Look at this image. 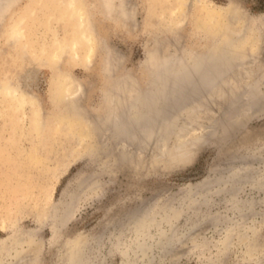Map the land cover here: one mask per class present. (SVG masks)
I'll list each match as a JSON object with an SVG mask.
<instances>
[{
	"label": "rangeland",
	"instance_id": "obj_1",
	"mask_svg": "<svg viewBox=\"0 0 264 264\" xmlns=\"http://www.w3.org/2000/svg\"><path fill=\"white\" fill-rule=\"evenodd\" d=\"M38 1L23 0L20 4L34 7ZM60 1L58 0L57 4V0H41L43 7L36 10L37 14L34 13L30 21L31 35L35 33L33 37L31 36L30 53L25 59L24 66L19 68L22 85L29 91L34 101H37L34 102V106L40 111L35 117L31 113V118L40 119L41 124H33L31 122L33 120L28 116L26 125L21 124L16 128L10 126L7 116H0V264H67L70 244L78 235L86 238L89 247L86 253L89 259L102 264H122L127 258L126 252L122 250L120 240L112 234L114 230H119V220L121 218L124 220L131 213L150 207L154 203L157 207L170 200L173 205L181 206V189L187 183L202 182L213 173L215 166L227 167L231 161L238 163L232 157L238 152H247L245 145L249 144L251 149L259 148L264 143V110L248 117L236 115L239 111L246 110L250 98L246 91L238 92L235 103L230 106L232 108L230 110L236 111L235 114L231 113L232 111L229 113L228 110L227 115H224L228 121L230 120L229 123L236 127V138L229 143L230 145L227 144L228 148L224 146L220 151V136H217L215 141L214 137L200 142L202 144L193 147L189 153L182 155L184 158L173 161L175 163L172 167L166 169L159 164L154 171L148 168L147 172L146 169L139 168L141 162L137 167L135 162L131 165L130 162L128 165L122 161L118 163L122 148L129 149L131 155L133 154L130 155L132 162L136 160L135 157L145 162L149 159V153L141 150L139 138L127 140V143L125 138L111 137L112 124L103 125L102 120L100 121L107 115L106 110H109L108 89L114 81L112 76L104 72L107 54L112 58H116L115 54L118 52L123 55L121 66L115 68V77L127 71L136 78L140 87L150 89L152 74L150 66L144 62L146 51L154 50L159 45L157 49L160 52L157 53H171L177 44L179 51H182L184 46L185 49L192 47L199 51L208 49L211 46L210 41L198 28L202 18L200 10L208 6V3L227 7L230 2H234L247 14L257 18L264 15V0H189L190 2L131 0L134 19L132 20L131 16L127 20L119 21L103 14L100 0H80L85 6L86 14H91L89 17L97 34L95 51H92L94 55L91 53L88 58L84 49L76 53L67 47L68 50H64L65 54L61 51L60 56L53 55L52 60L51 55L44 56L38 49L51 50L53 46L50 45H53L56 35L65 39L68 37L67 30L70 27L68 29L64 27ZM177 23L179 26H174ZM247 34L246 38L250 41L252 38L261 39L260 60L263 61L260 63L264 64V27L260 21L254 19L251 31ZM2 41L4 42V38ZM243 50H245L243 54L254 53L250 44L243 45ZM5 60L2 59L0 62V70L4 69L2 63ZM236 62L233 64L236 72H239V69L259 70L256 67L258 64L254 62L249 64L251 60L248 63L241 62L246 67L239 62L236 65ZM247 64L250 67H247ZM62 71L73 72L72 76L76 79L73 86L77 85L81 94L77 97L78 100L77 95L70 99L72 93L77 92L73 91L74 87L71 89L73 92H70V86L67 94L61 92V96L64 95L62 97L54 92V76ZM240 74L237 73L235 76L238 77ZM252 75L260 80L258 72ZM70 100L76 103H69ZM204 101L206 103L205 99ZM78 106L81 110L77 111ZM199 112L203 113L204 117L212 116V111L204 108ZM72 115H76L75 118ZM62 116L64 118H61ZM198 125L183 132V139H180L179 145H185L187 133L208 131L203 122ZM198 129L200 131H197ZM14 135L19 136L15 138ZM111 155L119 158L118 161ZM251 163L255 168L263 166L258 159L252 160ZM217 189L220 190V187H214L211 192H207L209 198L197 200L198 204L195 202L193 206L191 205L194 208H180L181 214L177 217L176 225L178 230L188 233L184 245L174 250V254L177 255L174 263H167V258L166 260L161 258L160 249L155 247L154 254L152 253L155 258L151 264H261L258 260L264 263V188H257L250 183L238 188L239 192L236 190L235 193L236 199H233L240 200L239 203L242 205L239 207L232 206L229 191L220 192ZM250 202L252 207L248 205ZM193 223H197L194 228L191 227ZM163 227L167 229L168 224L164 223ZM26 232H32V235ZM150 233L155 237L156 227H152ZM12 234L20 240L18 244L16 240L14 242L9 238ZM37 239L38 243L34 246L33 242H37ZM131 240L133 234L128 231L122 236L121 241L126 245ZM251 241L262 246L261 249L256 248L258 254L253 258L247 257L249 255L247 247ZM28 245L34 250H29ZM23 248L26 249L25 253ZM19 251L23 252L24 256L20 253L18 257ZM138 264L144 263L139 259Z\"/></svg>",
	"mask_w": 264,
	"mask_h": 264
},
{
	"label": "bare ground",
	"instance_id": "obj_2",
	"mask_svg": "<svg viewBox=\"0 0 264 264\" xmlns=\"http://www.w3.org/2000/svg\"><path fill=\"white\" fill-rule=\"evenodd\" d=\"M22 1L23 0H0V57L3 55L0 58V62L2 61V59L5 60L7 58V60L4 61L5 63H2V66L5 70H0V116H7L10 126L13 125L16 128L20 127L21 124L22 126H25L26 117L30 116V119H32L31 113L33 114L32 116L35 117V115L40 112L38 111L37 107L34 106V102L37 101H34L35 99L31 97L32 95H30L29 91L26 90L22 85L19 75V68L21 66H24L25 59L30 53V47L32 43L31 36L35 34L34 33L31 35L30 21L34 13L35 15L37 14L36 10L38 8H41L42 2L41 0H39L36 6L27 7L24 4H20ZM100 1L102 3L104 11V13H102L105 14L108 18H116V20L119 21L127 20L132 16L133 4L131 0ZM60 2L62 7L60 8V10L62 11L61 18L65 21L64 27L66 29L70 27V29L67 30L68 37L67 39H65L61 38L60 35L59 37L56 35V39L53 42V45H50L53 46L51 50L42 48L41 50L38 49V51H41L44 56L51 55V58H53V55L60 56L59 52L61 51H63L65 54L64 50H68L66 49L67 47L71 48V50H74V52L76 53H79L81 49H84L86 51V55L89 58V55H91V53L92 55H94L92 51H95L94 43L97 41L95 27L92 23L91 18L89 17V15L91 14H86V10H84L85 6H83L80 0H61ZM188 2L190 1L188 0ZM57 4H59L58 0ZM199 13L200 17L202 18L199 22L198 28L201 34L208 38L211 46L208 49L201 51L192 47L185 49L184 46V49L182 51H179L177 48V44L176 46L174 45L173 51L171 53L168 52L160 54L157 53L159 51L157 49V47H159V42L157 41L158 43L156 44L158 46L155 47L154 50L146 51L144 59V62L148 64L151 69L152 87H150V89H144L143 87H140L138 82L136 81V78L132 77V75L127 71L122 75H120L121 73L119 75L116 74V76H118L115 77V68L118 65L119 67L121 66L120 64L122 62L123 55L118 52L115 54L117 57L112 58V56L107 54L104 72L108 76H112L114 81L111 86L107 85L110 86V88L108 89L109 110H106L107 115H104L100 119V121L102 120L101 122L103 125L104 123H107L108 125L110 123L112 124L113 132H111V137H122L125 138L126 141L139 138V146L141 150H143V152L145 153H149V156L147 155L149 159H143L146 160L145 162L140 161L141 159L139 160L137 159V157H135L136 160L132 162L131 156H133V154L131 155L129 149L126 148L125 150L122 148L119 155L120 159L114 156L116 154L113 155L117 158V161L119 159L118 163L122 161L124 162V164L126 162V165H128L130 162L131 165L135 162L137 164L136 167L140 165L141 167L139 166V168H143L142 170L146 169L147 172L148 168L154 171L156 166L159 164L162 168L166 169L170 166L172 167V165L175 163L173 161L183 157L187 152L189 153V151L193 149V147L202 144L200 142H203L208 138L213 139L214 137L215 141L217 136H220V151L223 150L224 146L228 148L227 144L232 143L234 138H236V127L234 128L235 125H231V122L229 123L230 120L228 121V119H226L224 115H227L228 110H230L231 108L230 106L235 103L234 100L238 95V92L242 93V91H246L245 93L248 94L250 98L247 101V106L245 105L246 110H244L243 112L239 111V113H237L236 115L239 114V117L241 115L242 117H248L264 110V64L260 63L261 61H263L260 60V45H262L261 39L252 38V40L250 41L246 38L248 36L247 33L251 31V25L253 24L254 19L260 21L261 26L264 27V15L254 18L253 16L247 14V12L239 4H235L234 2H230L227 7H218L214 4L209 5L208 3V6H205L202 10H200ZM133 16L131 17L132 20L134 19ZM35 17H37V19L39 18L38 16ZM179 24L181 25L182 22ZM238 24H240L239 27ZM174 26L179 25L177 23V25L175 24ZM3 38L4 42L2 41ZM174 40H176V38ZM245 44H250L254 49V53L250 55L245 53L243 54V52L246 50H243V45ZM106 51L104 50V52ZM108 56L110 57L108 58ZM52 60H54V58ZM57 60L59 61V59ZM243 61H247V63L250 62L249 64H253V62L255 64H258V66L256 65V67H258L259 70L257 71L251 68L249 70L245 69V71H241V69H239L240 71L236 72L233 64L236 62L237 65V63L239 62V64L242 65L241 62ZM6 63L8 65H6ZM249 64H247V67L249 66ZM243 65L245 66V64ZM257 72L260 74L258 77L260 78V80L257 79L256 76L254 77L252 75H256ZM72 73L62 71L54 76L55 79L53 90L56 95L60 94L61 92H63V94H67V92L74 87L73 85L76 79L72 76ZM237 73H241L242 75L240 74L237 77L235 76V74ZM68 87L70 90H68ZM75 87H77V85ZM74 88L73 91L77 90V92H73L71 90L70 92L73 93L70 96V99H74V96L77 95L76 100H78L79 98L77 99V97L81 94H79L80 91L78 87V89ZM60 96L59 98L64 95H62L61 97ZM106 97L105 99H107ZM204 99L206 100V103ZM72 101L70 100L69 103H76L75 101ZM79 107L80 106H78L77 111L78 109H80ZM203 108L205 110L207 109L209 112L212 111V116H206L207 118L204 117L202 115L203 113L201 114L199 112L200 110L202 111ZM231 111L232 110H230L229 113ZM235 112L236 111L233 110L231 113L235 114ZM71 113L73 114L72 111ZM71 113L68 115L70 116ZM74 116L72 115L73 118H75ZM77 116L79 117V115ZM61 118L64 117L62 116ZM32 120L33 121L31 122H33V124H41L39 122L40 119L35 118ZM201 122H203V124H206L205 126L207 127L208 131L206 130L207 132L203 133V129L201 131L203 134L200 132L192 133L190 131L191 133H187L188 135L186 134L187 139L185 140L184 138L185 145L182 146V144H180V146L179 141L180 139H183V132L188 131L190 127L198 125ZM100 128L102 127L100 126ZM199 129L197 131H200ZM75 130L77 129L75 128ZM94 131L96 132V130ZM16 132L15 134H17ZM18 136L19 135L15 136V138ZM7 146L10 147V145ZM90 148L91 147H89V149ZM95 148L97 150V147ZM245 148L247 149V152L240 153L237 151L238 153L234 154V156L232 157L238 163H234V161H231L229 164L227 163V167L215 166L213 167V173L210 172L211 175L207 176L202 182L196 184L187 183L181 189V206L173 205L169 200L168 203L160 202L161 204L157 207L154 206L155 203L150 207L148 206L144 208L143 206L144 209L131 213L130 215L125 217L124 220L123 218H121L119 220L120 223L118 224L119 230H114L112 234H114L115 237L120 240L119 244H121L120 246L122 250L126 252L125 254L127 255V258L122 264H138L139 259L144 264H151L155 258L153 255V250L155 247H158L160 249L161 258H167V260L165 259L167 263H174L177 256L174 254V252L176 251L175 249L184 245V239L188 233L187 231L178 230L176 225L177 217L179 216V214H181L180 208H194L191 207V205L193 206V204L200 198H209L207 192L214 187H220V190L217 189L220 192H230V198H232L233 207H239L240 205H242L239 203L240 200H235V193L238 191V188H241L246 184L248 185L249 183L253 186H256L257 188H264V143L260 145L259 148L257 147L255 149H251L249 144L245 145ZM113 156L111 155V157ZM254 159H258L260 163L262 162V168H255L254 166H252L251 162ZM116 166L114 168H116ZM162 198L163 197H161L160 199L162 200ZM226 199H228V197ZM248 205L251 206V202ZM72 211L73 210H71V212ZM164 223L168 224L167 229L164 228L166 225L163 227ZM195 224L197 223H193L191 227L194 228ZM152 227H156L157 233L155 237H153L150 233V229ZM128 231L132 232L133 240H131L130 243L124 245L121 241L122 236ZM27 234L32 235V232ZM9 238L14 242L16 240L17 244L19 243L18 241H20L18 238L16 239V236L13 234ZM38 239L37 242H33L34 246L38 243ZM257 244L260 243L251 241L249 247H247V249L249 248L247 253L249 255H246L247 257L250 256V258H253L254 255L258 254L256 248L259 247L261 249L262 246ZM28 246L29 250H34L32 249V246ZM88 248L89 247L86 243V238L82 235H78L70 244V252L67 259V264H102V262H99L97 260L89 259L88 253H86L88 251ZM25 250L26 249L23 248L24 253L26 252ZM20 253L24 256L23 252L19 251L17 253L18 257H20ZM258 261L262 264V260ZM23 262H25V260Z\"/></svg>",
	"mask_w": 264,
	"mask_h": 264
}]
</instances>
